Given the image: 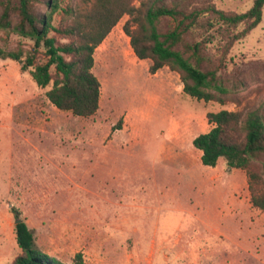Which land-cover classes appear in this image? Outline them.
Returning <instances> with one entry per match:
<instances>
[{
    "label": "rangeland",
    "instance_id": "rangeland-1",
    "mask_svg": "<svg viewBox=\"0 0 264 264\" xmlns=\"http://www.w3.org/2000/svg\"><path fill=\"white\" fill-rule=\"evenodd\" d=\"M212 1L236 12L252 5ZM78 2L59 0L54 25L71 23L62 8ZM127 19L95 48L100 100L88 117L55 107L32 67L0 57V264L20 252L12 206L36 247L66 264L78 253L82 264H264V211L250 203L245 172L223 158L203 165L193 144L211 128L209 112L264 110V5L260 23L228 51L222 40L206 51L205 67L231 89L223 104L185 94L167 66L150 73L124 31ZM32 44L0 29L4 49Z\"/></svg>",
    "mask_w": 264,
    "mask_h": 264
},
{
    "label": "trees",
    "instance_id": "trees-1",
    "mask_svg": "<svg viewBox=\"0 0 264 264\" xmlns=\"http://www.w3.org/2000/svg\"><path fill=\"white\" fill-rule=\"evenodd\" d=\"M38 3L47 9L41 11ZM263 5L264 0H252L248 10L236 12L218 8L212 0H140L139 5L134 0H79L62 8L72 22L55 26L59 0H0V29L33 42L28 50L0 46V57L20 61L22 70L32 67V79L47 87L45 95L55 107L88 117L100 100V81L92 70L95 48L127 15L124 31L136 57L150 61V73L167 66L179 73L185 94L223 104L231 89L216 67H205L206 51L216 40L225 42L223 51H228L260 23ZM52 32L68 40L59 41ZM207 117L211 128L193 139L201 163L214 167L223 158L231 168L243 170L252 207L264 211V161L253 166L264 155V110L221 109ZM11 211L20 218L17 208ZM14 231L20 252L10 264H66L36 247L24 220L15 223ZM73 264H82L79 253Z\"/></svg>",
    "mask_w": 264,
    "mask_h": 264
},
{
    "label": "water",
    "instance_id": "water-1",
    "mask_svg": "<svg viewBox=\"0 0 264 264\" xmlns=\"http://www.w3.org/2000/svg\"><path fill=\"white\" fill-rule=\"evenodd\" d=\"M22 219L21 218H16L15 219V223H18V222H20Z\"/></svg>",
    "mask_w": 264,
    "mask_h": 264
}]
</instances>
